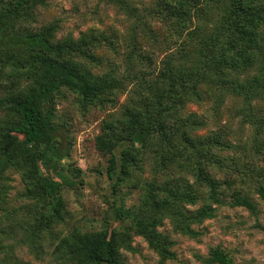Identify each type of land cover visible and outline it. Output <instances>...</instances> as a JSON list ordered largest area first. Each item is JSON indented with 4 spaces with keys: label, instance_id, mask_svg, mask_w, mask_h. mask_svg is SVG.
<instances>
[{
    "label": "rangeland",
    "instance_id": "1",
    "mask_svg": "<svg viewBox=\"0 0 264 264\" xmlns=\"http://www.w3.org/2000/svg\"><path fill=\"white\" fill-rule=\"evenodd\" d=\"M163 1L47 0L35 8L31 18L15 25L37 30L56 24L55 40L103 35L112 40L113 49L103 43L94 51L102 62L90 67L93 74L113 71L116 76H124L137 65L134 58H140L136 54H144L150 62L146 61L143 68L155 76L169 56L191 51L196 45V37L190 34L195 32V20H189L187 29H181L175 19H163ZM2 2L8 4L7 0ZM160 11L161 15L156 13ZM211 22L212 18L202 17L199 25L207 31ZM8 50L7 44L0 42V58ZM130 79L125 81V89L115 92L104 105L85 106L65 88L53 96L48 107L54 114V142L51 151L38 162V171L61 183L58 195L63 202L62 221L36 235L32 231L34 219L29 214L34 202L22 197L26 188L23 173L8 168L0 180L4 189L0 195V264H69L57 258L55 247L59 240L71 241L76 236L106 230H112L117 240H126V245L118 248L125 264H204L208 249L215 246L227 252L236 264H264V231L259 227L264 226V202L258 194V188L264 186V100L254 101L250 112L234 96L204 84L199 90L200 100L184 104L179 113L182 120L193 116L201 123L192 137L221 138V144L212 149L220 164L209 167L210 174L221 182L220 197L211 205L212 218L187 223L196 236L176 227L175 219L167 213L160 214L156 231L166 237V249L171 254L161 263V255L135 233L133 226L140 205L148 198L145 185L165 181L170 186L179 180L197 188L194 160L183 158L167 172H161L154 164L161 142L154 141L147 152L137 156L136 168L123 176L120 155L130 145L123 143L111 153L100 149L105 124L119 118L134 97L135 79ZM19 91L23 90L15 93ZM10 96L13 93L0 85V124L13 118L6 105ZM139 128L148 131L146 125ZM111 164L116 165L113 178L108 176ZM159 190L158 186L155 198L164 199ZM196 192L199 200L193 205L185 204L186 210L195 211L207 201L204 188ZM234 196H247L256 205L257 214L235 206ZM116 211L120 216L116 217Z\"/></svg>",
    "mask_w": 264,
    "mask_h": 264
},
{
    "label": "trees",
    "instance_id": "2",
    "mask_svg": "<svg viewBox=\"0 0 264 264\" xmlns=\"http://www.w3.org/2000/svg\"><path fill=\"white\" fill-rule=\"evenodd\" d=\"M2 1L5 0H0V42L7 44L9 50L0 58V85L13 93L6 102L13 118L0 124V180L8 168L23 173L26 188L22 197L34 202L29 214L33 216L32 231L36 235L61 222V183L38 171V162L52 149L56 131L48 105L62 88L76 94L85 106L104 105L115 92L125 89V81L131 76L130 81L135 79L134 97L119 118L105 124L100 149L111 153L123 143L130 145L120 155L123 176L136 168L137 156L147 152L154 141L161 142L162 148L154 156L155 168L161 172H167L183 158L194 160L197 188L179 180L170 186L165 181L158 185L147 183L148 198L134 220L135 233L161 255L162 263L171 254L166 249V237L156 231L160 214L167 213L175 219L176 227L196 236L187 223L212 218L211 205L220 197L221 182L210 174L209 167L220 164L212 149L221 144V138L192 137L201 123L193 116L182 120L179 113L186 102L200 100L199 90L204 84L234 96L250 112L254 101L264 100V0L163 1V19H175L181 29L189 20H195V32L190 34L196 37V45L191 51L169 56L155 76L143 68L150 57L136 54L135 47L132 52L140 58H134L137 65H142L140 68L133 66L124 76H116L113 71L93 74L90 67L102 62L94 51L103 43L113 49L112 40L103 35L55 40L56 24L37 30L21 28L15 24L31 18L35 8L47 0H7L8 4ZM156 13L161 15V11ZM202 17L212 18L207 31L199 25ZM178 120L181 121L176 124ZM142 124L148 131L139 128ZM115 170L116 165L111 164L110 178ZM158 186L164 199L154 196ZM199 187L205 189L207 201L195 211L186 210L185 204L193 205L199 200ZM3 192L0 187V195ZM258 194L264 202V186L258 188ZM233 204L252 215L258 212L247 196H234ZM115 214L120 216L119 211ZM259 227L264 231V226ZM125 245V239L117 240L112 230H106L76 236L71 241L59 240L55 253L60 261L69 264H125L118 251ZM203 263L236 264L219 246L208 249Z\"/></svg>",
    "mask_w": 264,
    "mask_h": 264
}]
</instances>
